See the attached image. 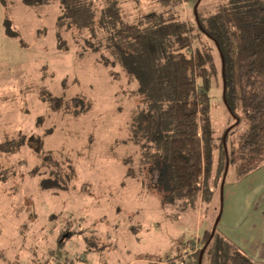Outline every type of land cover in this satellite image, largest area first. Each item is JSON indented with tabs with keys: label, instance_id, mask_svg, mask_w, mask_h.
Returning <instances> with one entry per match:
<instances>
[{
	"label": "rangeland",
	"instance_id": "374dc122",
	"mask_svg": "<svg viewBox=\"0 0 264 264\" xmlns=\"http://www.w3.org/2000/svg\"><path fill=\"white\" fill-rule=\"evenodd\" d=\"M112 1L130 23L162 8L149 0ZM174 1L176 17L193 21L199 0ZM222 1L200 0L197 10L213 12ZM8 2L14 5L0 0V144L14 139L16 147L0 148V264H199L198 250L220 211L215 158L212 198L184 204L171 191L168 163L137 141L138 80L127 75L128 64L97 63L99 53L78 57L85 30L64 33L69 48H58L59 0ZM211 53L214 136L236 123L226 136L231 151L246 123L241 112L238 122L228 112L219 55L216 48ZM55 97L62 106L52 107ZM32 134L42 140L39 154L27 144ZM226 173L218 233L236 179L233 167Z\"/></svg>",
	"mask_w": 264,
	"mask_h": 264
},
{
	"label": "trees",
	"instance_id": "16d2710c",
	"mask_svg": "<svg viewBox=\"0 0 264 264\" xmlns=\"http://www.w3.org/2000/svg\"><path fill=\"white\" fill-rule=\"evenodd\" d=\"M19 1L27 7L47 2ZM149 1L162 8L130 23L112 0L103 4L100 0H59L57 45L67 50L69 45L62 35H71L73 30L81 35L85 30L88 37L76 42L81 48L75 51L78 57L99 53V57H93L97 63L128 64L127 75H135L138 80L140 102L134 122L137 141L151 145L156 154L153 159L168 163L173 195L182 197L184 204L200 201V197L209 200L217 183L210 180L214 160L220 165L218 192L222 181L225 184L226 164L241 177L264 162V0H223L213 12L206 13L197 10L199 0L197 19L193 14V21L176 17L174 0ZM2 2L14 5L8 0ZM5 16L7 31L14 33ZM212 48L218 52L220 66L223 57L225 106L236 122L241 112L246 123L231 151L226 136L236 123L216 138L210 116ZM220 73L222 81V67ZM60 106L62 98L55 97L52 107ZM15 143L14 139L2 142L1 151L11 152ZM27 144L34 153L42 150L37 135L32 134ZM217 224L214 228L213 223L198 250L200 264H264L252 260L216 232Z\"/></svg>",
	"mask_w": 264,
	"mask_h": 264
},
{
	"label": "crops",
	"instance_id": "0c3cea01",
	"mask_svg": "<svg viewBox=\"0 0 264 264\" xmlns=\"http://www.w3.org/2000/svg\"><path fill=\"white\" fill-rule=\"evenodd\" d=\"M225 215L224 231L220 232L223 237L252 260L264 263V162L246 175H236L228 191ZM236 229L241 234L235 233Z\"/></svg>",
	"mask_w": 264,
	"mask_h": 264
},
{
	"label": "water",
	"instance_id": "95a60500",
	"mask_svg": "<svg viewBox=\"0 0 264 264\" xmlns=\"http://www.w3.org/2000/svg\"><path fill=\"white\" fill-rule=\"evenodd\" d=\"M194 15H195V18L197 19V12H196V7H194ZM221 60H222V77H223V90L225 89V81H224V62H223V57L221 55ZM227 167L228 165L226 164V168H225V174H226V171H227ZM223 183L224 181H222L221 183V190H220V196H221V203H220V211H219V214L214 222V228H215V225L216 223H218L219 219H220V215H221V212H222V205H223V201H222V197H223ZM214 228L212 229V233L214 231ZM200 264V263H199Z\"/></svg>",
	"mask_w": 264,
	"mask_h": 264
}]
</instances>
